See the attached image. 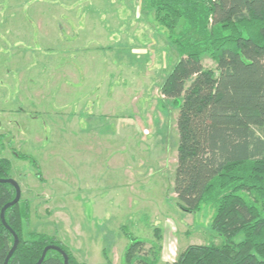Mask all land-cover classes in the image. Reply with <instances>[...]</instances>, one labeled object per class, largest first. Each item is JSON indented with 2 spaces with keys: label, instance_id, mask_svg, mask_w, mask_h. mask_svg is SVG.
<instances>
[{
  "label": "rangeland",
  "instance_id": "374dc122",
  "mask_svg": "<svg viewBox=\"0 0 264 264\" xmlns=\"http://www.w3.org/2000/svg\"><path fill=\"white\" fill-rule=\"evenodd\" d=\"M24 2L0 0V9L21 3V11L30 10L33 2L25 9ZM61 2L54 9L90 18L79 29L70 25L72 33L60 34L49 50L31 38L21 50L0 52V77L6 72L8 78L0 81V129L11 127L20 141L6 144L32 155L49 174L44 188L59 206L50 218L37 209L42 217L32 220L31 231L63 245L69 235L90 254L103 248L113 264H123L126 235L141 242L135 251L147 259L156 255L157 264L173 262L191 244H220L222 237L210 229L213 211L185 212L173 192L178 108L159 88L177 55L147 0H85L73 10V0H65V8ZM34 33L31 26L18 37ZM64 37L68 45L60 42ZM201 62L215 70L207 55ZM117 86L122 97H113ZM10 161L14 176L18 171L35 182L38 167Z\"/></svg>",
  "mask_w": 264,
  "mask_h": 264
},
{
  "label": "trees",
  "instance_id": "16d2710c",
  "mask_svg": "<svg viewBox=\"0 0 264 264\" xmlns=\"http://www.w3.org/2000/svg\"><path fill=\"white\" fill-rule=\"evenodd\" d=\"M147 6L177 55L159 88L178 108L173 192L185 212L208 206L210 229L222 237L218 245H188L168 264H264V0H147ZM205 55L215 70L203 67ZM16 156L37 167L31 157ZM10 169L0 157V178H12ZM14 196L12 185L0 183V210ZM29 213L21 198L4 211L19 240L7 264H35L47 245L61 248L68 264H84L55 236L24 233ZM126 237L123 264H157L156 255L135 251L138 239ZM12 243L0 219V264ZM41 264L63 259L48 250Z\"/></svg>",
  "mask_w": 264,
  "mask_h": 264
},
{
  "label": "crops",
  "instance_id": "0c3cea01",
  "mask_svg": "<svg viewBox=\"0 0 264 264\" xmlns=\"http://www.w3.org/2000/svg\"><path fill=\"white\" fill-rule=\"evenodd\" d=\"M25 1L27 2H24V9L26 8V4L28 3V0H25ZM30 1L33 2V4H31L30 10H27V11L26 10L21 11L22 10L21 3H16L12 11H4L3 9H0V35H1L0 52L2 48H9V47L11 51L21 50L18 48L19 47L23 48L22 43L24 42L25 44L29 45L31 38H32V41L34 39L35 43L41 45L40 46L41 50H49V48L51 47V44L54 43L56 39H58V36L60 34H62V36H67L72 33L73 28H71L70 25L75 24L76 28L79 29L83 25V20L90 18L89 17L90 13H84V11L79 13L78 11L74 12L67 8L64 10L54 9L53 4L54 2H56V0H30ZM64 2L65 0H62L61 2L62 3L61 5L63 7L65 6ZM73 3L75 4L72 6V10L75 6H77V3L84 4L85 0H80V1L73 0ZM1 8L3 7L1 6ZM85 24L87 23L85 22ZM31 26L34 27V31H35L34 35L37 33L40 34L39 39L38 37L34 38L35 37L34 35L33 36L31 35L30 38H26L25 36L18 37V33H20V30L25 31L26 28H28L29 30ZM15 35L17 36L14 37ZM27 35L28 34H26V36ZM60 42L65 43L66 45L70 43V41L65 37L64 39L61 38ZM64 48H68V47L65 46ZM71 49H75V48H71ZM80 49L83 50L82 48L77 47L76 51ZM123 56L124 55H122L121 57L123 58ZM26 61H27V58H26ZM83 62L84 61L81 60L80 62L81 66H83ZM126 64H128V61ZM6 75H7L6 72H4V75L1 76L2 78L0 77L1 82L3 83L8 82V78L6 77ZM109 75H111V73ZM0 87H3V86L0 85ZM113 89L115 92L113 97H118V96L122 97V95H124L125 93L122 87L117 86V87H114ZM112 90L110 91L111 93H112ZM111 96L112 95H110L109 97ZM71 125L65 124L68 130L70 129L74 130V128ZM73 125L77 128V130H74V131H77L78 133L82 131V130H79L78 124H73ZM19 141H20V137L15 135L11 127L7 129H2V130L0 129V157L6 158L10 161V158L12 156L17 157L16 154L19 153L22 155L29 156L33 159L32 155H29L25 153L24 151H20L18 149L19 146L17 148V146L13 145V147L10 148L8 144H6V142H16V143L18 142L19 143ZM18 160H22L23 162L28 161V160L19 159V158ZM44 161L46 160L44 159ZM36 165L38 167L37 172H39L40 176L38 177L35 174L38 180L36 179L33 184L26 181V176L21 177V173L18 171L15 172L16 175L14 176L12 164H11V169H10L11 177L14 180H16V182L18 183L20 187V192H21L20 198L24 201H27L29 204L30 213H29L28 221L25 225V227L27 228L26 232L31 231V228L29 226L31 222H33L32 220L40 219L42 217L41 213L39 214L37 213V209L42 210L43 216H45V218H50L51 213L53 211L56 212V210H59L58 204L49 202L48 200L49 193L46 191V188H44V186L47 184L49 174L42 172L39 169L37 162H36ZM42 205L43 207L40 208ZM64 233L68 234L67 232H64ZM64 242H65L67 249L69 250V252L72 254V256L74 257L76 261L82 262L84 264H107L104 255H106L107 257L108 255L106 254V250H104L103 248L99 247L98 249H96L95 254H90L86 251H83L82 248L79 247L78 245V240H76L75 238H70L69 235L66 236V239H64ZM111 263L113 264L112 261Z\"/></svg>",
  "mask_w": 264,
  "mask_h": 264
},
{
  "label": "water",
  "instance_id": "95a60500",
  "mask_svg": "<svg viewBox=\"0 0 264 264\" xmlns=\"http://www.w3.org/2000/svg\"><path fill=\"white\" fill-rule=\"evenodd\" d=\"M0 183H8L10 185L13 186L14 190H15V196L14 198L7 202L0 210V219H1V222L3 224V226L12 234L13 236V243H12V246L11 248L9 249L4 261H3V264H7L8 263V260L9 258L11 257V255L13 254V252L15 251L17 245H18V237L16 235V233L8 226V224L6 223L5 221V218H4V211L9 207V206H12L16 203L19 202L20 200V197H21V192H20V187L18 185V183L16 182V180H14L13 178H7V179H2L0 178ZM48 250H55L57 251L62 259H63V264H68V256L67 254L61 249L59 248L58 246L56 245H47L43 248L42 250V253L39 257V259L37 260V262L35 264H41V262L43 261L44 257H45V254Z\"/></svg>",
  "mask_w": 264,
  "mask_h": 264
}]
</instances>
